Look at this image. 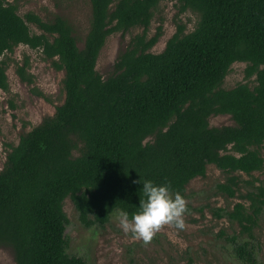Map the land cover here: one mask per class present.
<instances>
[{"label": "trees", "instance_id": "trees-1", "mask_svg": "<svg viewBox=\"0 0 264 264\" xmlns=\"http://www.w3.org/2000/svg\"><path fill=\"white\" fill-rule=\"evenodd\" d=\"M19 1L0 0V89L8 90L6 53L24 45L63 72L64 101L11 146L0 171V248L14 263L87 264L66 252L67 199L84 228H104L118 211L139 210L145 180L170 183L186 199L208 166L226 175L216 194L239 201L211 213L253 239L264 178L242 192L239 175L264 172V0H174L198 20L188 33L178 25L160 53L151 50L161 27L150 37L148 30L164 0H89L82 48L66 19L22 17ZM132 28L142 33L103 78L96 64L106 39ZM235 63L246 65L244 82L225 89ZM16 74L31 83L22 67ZM217 115L235 125L210 126ZM226 241L255 264L249 242Z\"/></svg>", "mask_w": 264, "mask_h": 264}, {"label": "rangeland", "instance_id": "rangeland-1", "mask_svg": "<svg viewBox=\"0 0 264 264\" xmlns=\"http://www.w3.org/2000/svg\"><path fill=\"white\" fill-rule=\"evenodd\" d=\"M17 6L18 14L22 17L32 12L46 22L57 16L66 19L73 27L78 47H83L89 28V0H20ZM197 20L198 15L194 12L180 13L174 0L160 2L154 11L148 36H153L158 27H161L162 34L151 52L160 53L178 25H184L185 33H188L194 29ZM30 28L38 32L34 25L30 24ZM141 33V28H132L126 33H114L106 39L96 64L103 78L112 74L119 52ZM4 59L8 64V90L0 89V171L11 146H16L20 137L38 126L45 117L52 116L55 107L64 101L63 72L57 71L40 50L19 45L13 52L6 53ZM245 66L243 63L231 66L224 79L225 89L244 82ZM18 67L24 69L25 77L30 78L31 83L20 80L16 74ZM209 125L221 127L234 126L235 123L228 115H217L210 117ZM225 177L214 166H208L205 177L190 181L186 190L185 227H165L147 245L142 241H133L130 235L122 231L117 213L104 228H84L67 199L63 206L68 218L65 228L66 252L87 264H245L235 255L233 245L226 241V238L237 236V243H250L255 264H264V211L252 229L253 239L241 233L238 225L218 219L211 213L217 208L232 209L239 202L216 194L215 186L224 182ZM253 178L263 179L264 172L254 173L252 177L239 175L242 192L250 189L247 182H253ZM0 264H15L9 249L0 248Z\"/></svg>", "mask_w": 264, "mask_h": 264}, {"label": "clouds", "instance_id": "clouds-1", "mask_svg": "<svg viewBox=\"0 0 264 264\" xmlns=\"http://www.w3.org/2000/svg\"><path fill=\"white\" fill-rule=\"evenodd\" d=\"M142 195L139 210L131 217L124 210L117 213L120 228L133 241H142L147 245L165 227H185L187 201L180 193L171 190L170 183L157 185L152 180H145Z\"/></svg>", "mask_w": 264, "mask_h": 264}]
</instances>
